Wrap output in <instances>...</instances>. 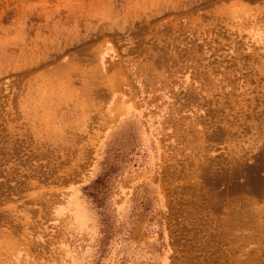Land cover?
I'll list each match as a JSON object with an SVG mask.
<instances>
[{"label": "rangeland", "instance_id": "obj_1", "mask_svg": "<svg viewBox=\"0 0 264 264\" xmlns=\"http://www.w3.org/2000/svg\"><path fill=\"white\" fill-rule=\"evenodd\" d=\"M0 264H264V0H0Z\"/></svg>", "mask_w": 264, "mask_h": 264}, {"label": "bare ground", "instance_id": "obj_2", "mask_svg": "<svg viewBox=\"0 0 264 264\" xmlns=\"http://www.w3.org/2000/svg\"><path fill=\"white\" fill-rule=\"evenodd\" d=\"M240 10L239 11H242L243 10V8H239Z\"/></svg>", "mask_w": 264, "mask_h": 264}]
</instances>
